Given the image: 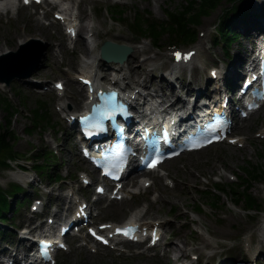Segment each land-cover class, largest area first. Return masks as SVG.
<instances>
[{"label": "rangeland", "instance_id": "1", "mask_svg": "<svg viewBox=\"0 0 264 264\" xmlns=\"http://www.w3.org/2000/svg\"><path fill=\"white\" fill-rule=\"evenodd\" d=\"M119 2L125 6V9H130L133 6H138L142 10H150L153 15L160 19H165L166 15L164 9L168 8L169 11H174L177 8L181 7L183 0H97V8H102L104 6L114 4ZM230 1L224 0L218 9L214 11L211 16L204 17L200 26L196 28L199 35L201 31H206V37L200 38L197 40V43L193 47L199 48V59L195 60L192 63V67L188 69L187 67L183 69L178 75L180 79L172 84V87H175L176 93L180 90V87L184 91L193 90L194 94L197 93V87L205 91L207 94L208 91L204 89L206 84L209 82L208 69L212 66H218L220 62H226L228 64L227 68H230L233 65L237 53H244L245 50H249L251 47L250 38L254 36V33H248V27L259 25L258 21L252 18H257L256 14L261 12L264 13V0H242L241 8L244 11L251 13L249 17L244 19L243 22H240L236 25L240 38L234 45L228 50L225 48L222 43L219 46H215L213 39L216 35L215 27L218 22V17L220 14L226 10V8L231 7ZM243 11V12H244ZM32 12V14H30ZM26 15L24 19L21 20L18 24L10 23L6 24V20L9 19L10 15L2 18L0 22V45L4 42L1 40L2 37L15 36V46H18V43L23 42L28 44L31 40H42V42H31L27 49H24V53H32L31 57L38 56L39 58L44 57L43 63L39 71L35 72L30 78L23 79L21 81H13L10 86L0 88L2 91H5L10 97L12 102L22 109V113L15 115L13 121V130L17 133V144L15 150L21 155L18 157V162L13 163L11 171H19V165H24L28 167V170L32 174V177L29 181L24 182V186L29 190L28 195L34 199L36 196L42 198L46 204H49V212L52 213L51 207L61 205L65 209L68 204H66L67 191L69 187L78 188L79 182L76 177L77 169L75 166L81 163L76 150V137H71L70 127L66 122L61 118L57 113L56 105L60 99L54 91L52 92H37L33 89V83L41 79H50L55 81L58 79H63L66 82V92L64 96V101L71 100V96L76 92V87L73 85L77 83L76 76L80 73V68H73L72 65L80 62L82 60L83 52L79 53L78 51H73L72 47L65 43V48L61 51V42L62 39H65L64 28L61 24H53L51 27H46V23L50 22V18L42 20V23L45 25L46 36L41 32H37L35 29L29 31L24 28V26L35 27V14L34 9L25 10ZM28 13V14H27ZM31 15V16H30ZM40 15L37 14L38 17ZM85 15H89L94 19L96 28L100 33L99 41L102 40H111L108 36L119 38L122 40L130 39L133 42L136 39L131 35L127 27L121 26L119 24L113 23L110 20L107 13L102 12L100 17L96 16V13L93 10V6H88ZM263 15V14H262ZM261 16V15H259ZM258 16V17H259ZM52 17V14L49 15ZM99 21H97L96 19ZM260 19V17H259ZM216 20V21H215ZM252 24V25H251ZM210 26V27H208ZM79 32L82 35H85V32L79 28ZM119 43V41H114ZM206 42V43H205ZM50 44L53 45V49H50ZM121 44V43H120ZM147 46V53H139V61L145 59L147 61L146 69L151 71L156 78L169 77L166 72L170 70L167 60L163 58V55H170L172 51H167L164 53V49L169 45L168 41L162 43L163 47L161 50L155 49L150 41H143L140 44H134L133 46L137 49ZM22 47L19 46L15 50H10V52L19 53L18 49ZM59 57H56V54L59 52ZM229 52L230 58L227 56ZM164 53V54H163ZM30 56V55H29ZM23 57V56H22ZM14 58H6L3 61L8 63ZM23 59H30V57H23ZM24 60V61H27ZM201 62L204 63V67H201ZM103 65V64H102ZM104 66V65H103ZM157 67L158 69L153 71ZM45 72H41L42 70ZM111 73L113 69H110ZM26 71V69L24 70ZM18 71V72H24ZM13 71L7 73V77L14 75ZM144 78L143 75L139 77V80L142 81ZM109 82V79H105ZM125 80L124 84L127 83ZM136 85V83H133ZM28 88V89H27ZM0 90V93H4ZM17 93V95H15ZM48 101L49 111L53 116L56 126L59 127L61 131L60 134H57L55 131L49 130L48 132L37 131L33 135L29 136L25 133V129L30 126L29 114L35 105L38 102ZM83 109L84 105L81 106ZM73 109V108H72ZM77 110V109H75ZM6 114L0 110V122H5ZM264 130V107L262 110L255 116H252L245 122H242L236 134L243 137L244 148H239L237 146H229L227 144H221L211 147L210 150L205 152H199L192 155H185L178 159L177 161L170 162L166 169L169 171L172 169L173 177H177L178 185L176 189H170L165 183L163 178L156 181L155 184L148 188L144 189L141 192V195L137 200L142 202H147V205L141 207L135 213H132L134 209V201L125 200L124 204L121 205V202L104 201V205H101L100 217L103 221H114V222H124L131 217H145L144 211L148 208L157 210L159 203L152 202V196L162 192L163 187L165 188V199L163 202V210L167 211L171 205L177 209L178 214L175 215L178 221H172L176 224H173L168 228L166 241H170L172 238H169V235L172 233L183 232L187 235L189 241H186L187 247L199 255L204 253V257L200 256L198 261L199 264H221L225 261V264H230L228 259L231 260H241L246 259V254L242 250L241 254L234 256L231 254V251H234L237 246H243L244 241L255 238L258 239V230L261 224V221L264 219V206L261 209V212L251 211L247 213L243 211V208L246 205V201L240 203V206L237 208L232 203L231 198L226 195L221 196L220 207L218 209H211L210 207L205 206L204 212L198 216L191 213L192 208L199 203H208L207 196H202L199 193L196 186L201 185L205 190L208 186L206 179L202 176L205 175L209 180L215 179L218 180L220 184L232 183L233 180L236 182L238 179L242 181L244 177V172H246L245 166L249 165L253 167L262 166L264 167V157H261L260 154L264 153V139L257 138L256 134ZM67 132V134H66ZM49 148H57L58 155L61 160H63L62 173L63 176L67 179H70L68 182L63 184H54L49 180L44 179L38 175L33 169L32 158L35 155L36 149L46 150ZM251 164V165H250ZM174 168V169H173ZM68 169V170H66ZM84 170V166L79 168ZM58 168L52 169L55 173ZM245 170V171H244ZM248 171V170H247ZM7 172L3 171L0 173V186L7 189L13 181H7ZM249 172V171H248ZM71 173L74 175L70 176ZM191 174V175H190ZM160 173H158V176ZM234 176L236 179H234ZM190 178L191 184L187 186L183 183L184 178ZM195 178L197 180H195ZM31 182V183H28ZM140 187L141 182L137 183ZM92 190V189H91ZM228 190V189H227ZM244 190V188H242ZM248 193L257 197V199L264 201V178L257 179L250 183ZM60 196L64 197V201L60 202L58 199ZM178 197V198H177ZM22 199L23 196H20ZM185 201L188 205H185L181 201ZM120 205V206H118ZM155 206V207H154ZM122 207V209H121ZM172 207V206H171ZM119 211H122L123 214H119ZM187 215V218L191 217L199 225L192 224L191 229L183 230L180 229L182 223H185L187 219L182 216L178 218L183 213ZM157 214L154 212V216L151 218H166L165 214ZM12 216V219L16 221L15 225H9V222L5 225L0 222V232L4 233L2 238L0 237V247L1 242L5 241L7 238L9 241L18 239L17 231L21 229V226H26L31 220H36L34 214L30 212V206L22 207L21 212L17 214L9 215ZM230 218V221L228 220ZM44 218L43 221H45ZM149 220V219H148ZM42 222V221H41ZM208 229L215 235V238L212 240V245L216 248L212 251V246H205L203 243L204 235L200 233H209ZM256 232L254 237H251V233ZM182 245L181 240L177 241ZM78 244L73 246L74 250L68 256V264H167V259L164 258V255L160 253L163 252V248H160L159 254L154 255L153 253L145 254H135L133 258L126 256H117L116 254H111L109 252H100L99 254L80 253L77 249ZM252 251L256 253L262 248L264 252V247L261 244L256 243L252 245ZM228 258V259H227ZM202 259V261H201ZM251 264H264V257H254L249 259ZM185 260L184 262H186Z\"/></svg>", "mask_w": 264, "mask_h": 264}, {"label": "trees", "instance_id": "2", "mask_svg": "<svg viewBox=\"0 0 264 264\" xmlns=\"http://www.w3.org/2000/svg\"><path fill=\"white\" fill-rule=\"evenodd\" d=\"M222 1L224 0H190V7L182 4L181 7L169 12L167 14L169 17L168 21L158 22L154 20L148 21L145 19V21L148 23L146 26L140 25V20L142 17L138 12H136L134 22L130 25V27L140 36L151 38L156 46H159L162 41L166 40L174 43L187 44L196 40L197 38V34L195 33L193 27L197 24H200L204 16H207L212 11L216 10ZM229 1L235 3L240 0ZM123 13L124 12L119 11L115 12L114 14L123 15ZM220 30L224 40H226V36H228L230 33H232V36L235 34L234 31L228 26L226 20L222 22ZM0 110L6 114L5 122L0 124V169H2L6 166L9 167V163L7 162L9 158H14L13 149L16 143V137L15 132L12 130V126L16 110L11 106L7 99L1 97ZM46 111H48L46 106L36 107L35 111H33V120L30 124V127L27 129V134L33 135L43 123H45V125L51 124L50 114ZM44 156L48 158L49 153L47 154L46 151ZM47 160L50 162V158ZM46 165L48 164L46 163ZM245 168L249 171V178L252 181L264 178V167L263 169L258 167ZM246 182L248 184V179ZM249 187L250 184L245 186L244 190H242L243 187L236 186L237 189H235L233 185H230V190L227 191L228 193L225 191L222 193L230 196L237 204H240L245 200L247 202L246 206L248 208L257 209L258 202L255 197L248 193ZM207 197L217 203L220 202L221 199V196L212 197V194ZM5 209L6 199L0 192V213L2 214Z\"/></svg>", "mask_w": 264, "mask_h": 264}, {"label": "bare ground", "instance_id": "3", "mask_svg": "<svg viewBox=\"0 0 264 264\" xmlns=\"http://www.w3.org/2000/svg\"><path fill=\"white\" fill-rule=\"evenodd\" d=\"M94 2L95 0H88L89 4H93ZM62 7H64V5ZM71 9L72 11L74 10V6L72 4L70 7L64 10L66 11V14H69ZM85 13H86V5L78 4V13H73V15H69L68 17L70 22L73 25L79 23L80 21V25H81L80 29L85 32V36H82V34L81 35L79 34V36L81 37V40L80 38H78V45L80 46V49L84 55V59H82V62H81L82 64H81L80 75L85 69L93 70L95 69L96 66L100 67V60L98 59L100 55L99 49L101 47V44L99 42V37H98L99 32L96 29V24L94 22V19L90 17L89 15L86 16ZM77 19L79 21H77ZM35 30L37 32H41L43 35L46 36V31H43L39 23L35 27ZM16 38L17 37L15 36L1 38V40H4L5 43L3 46L0 47V55L5 54L4 51L6 50V47L11 50L14 49L13 45L15 44ZM86 42H87L88 48L86 47ZM22 43H24V41L18 44H22ZM147 50H148L147 46H144L141 49H134L131 58H128L124 64L119 65L120 71H118V74H116V79L118 82L122 81L123 78L121 77V72L123 73L124 79H126L125 77H128L134 82H137V79L139 78V76L143 75L144 80L140 82V87H151L152 88L153 86L155 89L153 92H151V94L152 93L161 94V92L164 91V88H165L164 79L154 77V74H152L151 71H148L146 69L147 61L145 59H143L142 61L138 60L139 53H147ZM236 61L239 62L240 58H237ZM109 66H111V64H109ZM187 67L190 68L191 65ZM73 68H76V65H74ZM174 70H177V68H174ZM104 76L105 77L109 76V72L108 71L104 72ZM112 78H115V77H112ZM168 86L170 87V90L175 89V87H172L171 83H169ZM76 91L77 93H75V95L73 96V101L71 102V104H73L74 107H77L79 109L82 104H85L87 99H86V95L82 87L77 86ZM133 93H135V91ZM172 93H174V91H172ZM69 106L71 107L70 104ZM158 108L159 107H155V109H158ZM8 176L11 180H16V181H22L24 179H27V176L25 174L16 173V172H9ZM143 184H145V180L143 181L142 186ZM160 194H161L160 201L163 203L165 199V195H164L165 191L163 193L161 192ZM59 200H63V198L61 197L59 198ZM181 202L185 206L188 205L183 200ZM228 220L230 221V218ZM210 236H212V234H210ZM259 236H260V243H261L264 241V226L261 228ZM186 238L187 236L185 233L179 232V239L181 240V243L183 245H185L184 243L186 242ZM205 242L207 246L211 245L210 239L209 241L206 240ZM186 255H187V251L178 242L176 241L169 242L167 250L165 252V257L167 258L169 264H183L182 261H183V258L186 257Z\"/></svg>", "mask_w": 264, "mask_h": 264}, {"label": "snow or ice", "instance_id": "4", "mask_svg": "<svg viewBox=\"0 0 264 264\" xmlns=\"http://www.w3.org/2000/svg\"><path fill=\"white\" fill-rule=\"evenodd\" d=\"M175 55H176L177 59L179 60V59H181V58L187 59L188 56L191 55V53L183 54V55H182L181 53L177 52ZM118 231H122L123 234H125V235H130V234L132 233L133 229H131V228H127V229H120V230H118ZM100 239H103V237H100Z\"/></svg>", "mask_w": 264, "mask_h": 264}, {"label": "water", "instance_id": "5", "mask_svg": "<svg viewBox=\"0 0 264 264\" xmlns=\"http://www.w3.org/2000/svg\"><path fill=\"white\" fill-rule=\"evenodd\" d=\"M121 50H123V48H120ZM37 60H32L26 67L25 69H28L31 68L34 64H36ZM18 74H16L17 76Z\"/></svg>", "mask_w": 264, "mask_h": 264}]
</instances>
